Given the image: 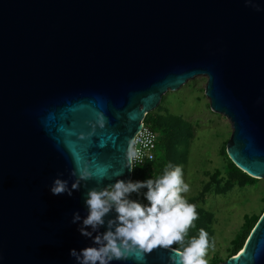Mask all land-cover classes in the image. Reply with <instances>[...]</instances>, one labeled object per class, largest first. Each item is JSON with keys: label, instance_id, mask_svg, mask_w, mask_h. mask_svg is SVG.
Listing matches in <instances>:
<instances>
[{"label": "water", "instance_id": "95a60500", "mask_svg": "<svg viewBox=\"0 0 264 264\" xmlns=\"http://www.w3.org/2000/svg\"><path fill=\"white\" fill-rule=\"evenodd\" d=\"M253 2L0 0V264H77L70 250L94 246L72 223L87 215V191L132 180L129 140L166 92L200 75L231 122L229 158L264 178V0ZM78 160L94 178L53 195L56 178L71 188ZM214 264H264V213L242 250Z\"/></svg>", "mask_w": 264, "mask_h": 264}, {"label": "clouds", "instance_id": "9594fccd", "mask_svg": "<svg viewBox=\"0 0 264 264\" xmlns=\"http://www.w3.org/2000/svg\"><path fill=\"white\" fill-rule=\"evenodd\" d=\"M246 3L254 6L253 0H246ZM96 124L100 128L104 127L103 115H99ZM80 138L84 139L85 136L81 134ZM138 142L135 137L129 140L124 167L131 170L136 168V162L141 159V153L136 148ZM148 143L150 141L146 140L145 146ZM106 175L107 168L100 172L101 179ZM71 176L76 177L71 188L68 180L56 178L50 187L51 193L71 196L73 191H79L82 182L93 179L94 173L89 167H81L78 160ZM144 188L147 189L144 195L148 205L128 198L130 194L140 193ZM189 191L190 186L184 182L182 168L171 164L165 168L162 176L155 179L117 180L114 185L88 190L84 201L87 215L81 217L78 211L73 213L72 223L79 225L80 234L90 239L94 246L79 251L72 249L70 256L75 258L77 264H111L113 260H127L133 255L139 260L145 254L163 248L173 253L169 258L170 264H208L206 256L210 243L205 229L201 228L198 238L193 237L185 245L188 230L198 219L196 205L189 203L182 195ZM113 210L115 217L106 221L105 218ZM105 225L107 230L101 232L100 229Z\"/></svg>", "mask_w": 264, "mask_h": 264}, {"label": "rangeland", "instance_id": "374dc122", "mask_svg": "<svg viewBox=\"0 0 264 264\" xmlns=\"http://www.w3.org/2000/svg\"><path fill=\"white\" fill-rule=\"evenodd\" d=\"M207 77L200 75L187 81L176 91L163 95L157 113L180 115L191 124L192 135L186 144V160L182 164L184 182L190 191L182 193L186 199H195L207 211L213 213L211 228L214 231L206 259H226L230 255L232 240L240 231L247 215L259 214L264 207V178L252 185H235L222 190L212 187L204 199L199 194L209 182V174L222 167V146L228 143L233 131L231 122L210 106L205 93ZM147 199L142 205H148Z\"/></svg>", "mask_w": 264, "mask_h": 264}, {"label": "trees", "instance_id": "16d2710c", "mask_svg": "<svg viewBox=\"0 0 264 264\" xmlns=\"http://www.w3.org/2000/svg\"><path fill=\"white\" fill-rule=\"evenodd\" d=\"M145 121L159 134L156 158L154 161L137 166L133 170L131 181H145L147 179L158 178L164 174V170L169 164L173 167L180 166L182 168V164H184L186 160L185 147L187 140L192 135L191 124L180 115L150 112L146 115ZM220 155L223 158L224 164L222 167L216 168L209 174V182L200 192L199 199H204L205 195L214 186L220 187L222 190L226 191L232 189L235 185H252L259 180L244 172L229 158L227 144L222 146ZM146 192L147 189L144 188L140 193L130 194L128 198L143 204L146 200L144 195ZM187 201L196 205L198 219L193 222V226L188 230V234L185 237V245H187L193 237L198 238L201 228L208 232L209 243L211 245L214 237V231L211 228L214 219L213 213L200 206L195 199H187ZM263 213L264 207L259 214L247 215L240 231L232 240L230 255L226 259L214 257L212 264L225 261L240 252ZM173 247H180V245H173Z\"/></svg>", "mask_w": 264, "mask_h": 264}, {"label": "built area", "instance_id": "2783aa9c", "mask_svg": "<svg viewBox=\"0 0 264 264\" xmlns=\"http://www.w3.org/2000/svg\"><path fill=\"white\" fill-rule=\"evenodd\" d=\"M134 137L138 138L139 142L136 144V148L141 153V159L136 162L137 166H141L146 162L154 161L159 142V134L144 120L141 129ZM146 140L150 141L147 146H145Z\"/></svg>", "mask_w": 264, "mask_h": 264}]
</instances>
